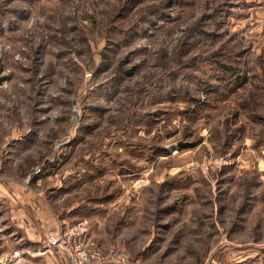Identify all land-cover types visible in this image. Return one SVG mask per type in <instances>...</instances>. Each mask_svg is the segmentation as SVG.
<instances>
[{
    "label": "rangeland",
    "instance_id": "374dc122",
    "mask_svg": "<svg viewBox=\"0 0 264 264\" xmlns=\"http://www.w3.org/2000/svg\"><path fill=\"white\" fill-rule=\"evenodd\" d=\"M0 185V264H264V0H0Z\"/></svg>",
    "mask_w": 264,
    "mask_h": 264
},
{
    "label": "built area",
    "instance_id": "2783aa9c",
    "mask_svg": "<svg viewBox=\"0 0 264 264\" xmlns=\"http://www.w3.org/2000/svg\"><path fill=\"white\" fill-rule=\"evenodd\" d=\"M85 223L75 229H65L49 235L43 241L41 254L55 255L65 264H128L125 252H103L88 239Z\"/></svg>",
    "mask_w": 264,
    "mask_h": 264
},
{
    "label": "crops",
    "instance_id": "0c3cea01",
    "mask_svg": "<svg viewBox=\"0 0 264 264\" xmlns=\"http://www.w3.org/2000/svg\"><path fill=\"white\" fill-rule=\"evenodd\" d=\"M16 195L17 194H15L14 191L11 192L7 190L3 185H0V214L4 213L3 215L12 214L13 216H16V214L14 213V206L15 204H17ZM30 199V195L26 194L23 199L24 205L22 207L26 209V206L31 203ZM20 212H24L23 208L20 210ZM20 212L19 217L25 220V216H23Z\"/></svg>",
    "mask_w": 264,
    "mask_h": 264
},
{
    "label": "water",
    "instance_id": "95a60500",
    "mask_svg": "<svg viewBox=\"0 0 264 264\" xmlns=\"http://www.w3.org/2000/svg\"><path fill=\"white\" fill-rule=\"evenodd\" d=\"M73 125H75V122L73 123Z\"/></svg>",
    "mask_w": 264,
    "mask_h": 264
}]
</instances>
